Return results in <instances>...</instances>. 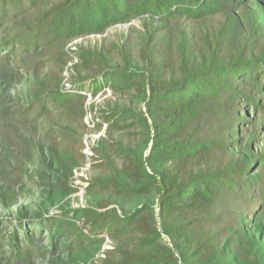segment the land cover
Masks as SVG:
<instances>
[{
	"label": "trees",
	"instance_id": "1",
	"mask_svg": "<svg viewBox=\"0 0 264 264\" xmlns=\"http://www.w3.org/2000/svg\"><path fill=\"white\" fill-rule=\"evenodd\" d=\"M137 18L145 34L139 63L126 54L124 65L112 68L103 52L65 50L78 38ZM0 39L8 59L49 50L51 59H63L62 72L76 54L80 64L74 68L94 78V95L107 87L117 94L136 91L145 109L103 115L110 139L94 150L108 174L92 180L89 191L112 192L113 198L69 208L64 219L35 212L28 222L19 216L9 241L15 264L34 254L71 253L85 241L100 249L106 239L115 246L92 264H264V150H258L264 135V0H0ZM73 91L37 95L36 121L74 99L83 121L86 94ZM133 129L145 137L140 154L124 144ZM36 157L30 186L50 196L60 187L68 195L81 162L69 151L46 156L41 144ZM133 199L138 205L127 210ZM73 218L83 220L88 235ZM67 225L76 229L72 235ZM36 234L46 243L36 244Z\"/></svg>",
	"mask_w": 264,
	"mask_h": 264
},
{
	"label": "rangeland",
	"instance_id": "2",
	"mask_svg": "<svg viewBox=\"0 0 264 264\" xmlns=\"http://www.w3.org/2000/svg\"><path fill=\"white\" fill-rule=\"evenodd\" d=\"M143 23L141 18H137L131 23L111 26L103 34L86 36L83 40L73 41L71 44L77 47L78 53L83 50L103 52L112 68L122 67L124 55L131 54L136 61L139 57L145 35ZM68 46L65 50L71 51ZM7 53V51L0 53V241L4 242L0 250V264H15L14 259L11 258L12 251L9 241L18 226L19 216L24 217L28 222L33 220L35 212L39 213L37 216L43 219H47V214H54L64 219L67 218L64 213L69 208L104 204L113 198L112 192L89 191L92 180L108 174L99 166L100 157L94 150L102 139H110L107 131L108 123L103 115L113 110L129 108L140 113L145 109L136 91L117 94L112 88L107 87L94 95V78L89 77V72L82 71L81 75L74 68L75 65L80 64V58L76 54H71V61L63 67L62 72L63 59L57 58L56 55L51 59L49 55L52 53L49 50L30 53L23 60L8 59ZM139 61L138 59L137 62ZM103 65L107 64L103 63ZM79 69L81 71L82 68L79 67ZM81 76H87L88 79L81 82L79 80ZM98 79L101 81L100 77ZM80 88H83L86 94L83 121L78 119L80 101L76 99L62 112H50L45 120L36 121L40 104L32 103V100L37 95H45L58 90L64 91V89L75 90L70 93L75 95L79 93ZM61 125L68 126V130L59 129ZM63 135L65 138L58 137ZM126 135L127 139L124 144L130 145L140 154L144 147L145 137H142L141 133H136L134 129L126 132ZM119 136L116 134L115 138ZM85 139L88 140L93 151L92 157L89 158L86 155L82 158L86 147ZM39 144L45 148L46 156L50 157V151L58 154L69 151L73 154L74 160L81 162L79 167H75L70 178L69 184L72 190L68 195H62L64 191L59 189L60 187H54L56 188L55 193L50 196L30 186V177L36 171ZM259 147L258 150H264V135ZM45 181L49 182V179ZM52 182L56 185L54 179ZM156 203L158 200L154 205L158 213ZM137 205L138 201L133 199L127 201L125 208L131 210ZM73 221L88 235V229L83 226L82 219L73 218ZM232 222V219H228L225 224L229 226ZM259 223L264 226V213ZM47 230L49 231L46 229L45 232H48ZM74 230L76 229L73 226L65 227L68 235H72ZM18 232L22 246L24 234L19 229ZM34 239L36 244H43L47 241L39 234H36ZM115 243L113 239H106L102 247L98 249L85 241L78 250L71 253H65L62 249L53 258L48 255L34 254L33 258L19 264L97 263L105 258Z\"/></svg>",
	"mask_w": 264,
	"mask_h": 264
},
{
	"label": "built area",
	"instance_id": "3",
	"mask_svg": "<svg viewBox=\"0 0 264 264\" xmlns=\"http://www.w3.org/2000/svg\"><path fill=\"white\" fill-rule=\"evenodd\" d=\"M89 36H91V35H89ZM83 38H78V39H76L74 41L75 42L77 40H80L81 41V40H83ZM68 48H70L72 52H77V47L76 46L74 47L73 43L72 44L70 43L69 46H68ZM84 143H85V146H86L85 149H84V155H86L88 158L89 157H92L93 151H92V148H91L90 144L88 143V140L85 139Z\"/></svg>",
	"mask_w": 264,
	"mask_h": 264
}]
</instances>
